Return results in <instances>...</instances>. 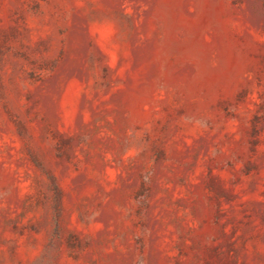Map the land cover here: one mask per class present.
Masks as SVG:
<instances>
[{
    "label": "rangeland",
    "instance_id": "374dc122",
    "mask_svg": "<svg viewBox=\"0 0 264 264\" xmlns=\"http://www.w3.org/2000/svg\"><path fill=\"white\" fill-rule=\"evenodd\" d=\"M0 264H264V0H0Z\"/></svg>",
    "mask_w": 264,
    "mask_h": 264
}]
</instances>
